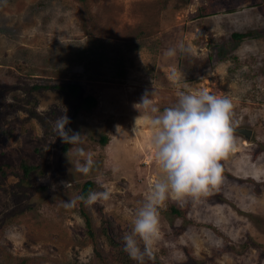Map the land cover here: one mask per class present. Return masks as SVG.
<instances>
[{"label": "rangeland", "instance_id": "374dc122", "mask_svg": "<svg viewBox=\"0 0 264 264\" xmlns=\"http://www.w3.org/2000/svg\"><path fill=\"white\" fill-rule=\"evenodd\" d=\"M201 89L232 100L236 145L209 195L169 199L147 264H264V0H0V264H124L104 229L123 245L159 171L135 105ZM64 114L88 175L54 131ZM86 180L110 199L65 208Z\"/></svg>", "mask_w": 264, "mask_h": 264}, {"label": "clouds", "instance_id": "9594fccd", "mask_svg": "<svg viewBox=\"0 0 264 264\" xmlns=\"http://www.w3.org/2000/svg\"><path fill=\"white\" fill-rule=\"evenodd\" d=\"M175 53L174 48H169L165 55L174 56ZM135 107H143L154 114L150 118L151 144L159 171L122 241L123 251L135 264H147L148 260L154 259V246L163 236L161 211L169 199L199 200L222 182L220 161L235 148L238 121L232 100L208 89L181 91L176 104L163 110L146 93ZM69 123L68 116L61 115L55 122L54 131L62 142L71 145L78 157L83 158L76 161V171L88 175L94 170V153L81 147L83 135L67 128ZM64 186L68 188L70 183L65 182ZM110 196L108 191H90L87 197L77 195L62 204L65 208H71L77 202L92 206L98 201L109 200Z\"/></svg>", "mask_w": 264, "mask_h": 264}, {"label": "trees", "instance_id": "16d2710c", "mask_svg": "<svg viewBox=\"0 0 264 264\" xmlns=\"http://www.w3.org/2000/svg\"><path fill=\"white\" fill-rule=\"evenodd\" d=\"M252 34V32H246V33H235L233 35V38L237 39V40H242L244 37H246L247 35H250ZM236 40V41H237ZM44 87L46 88H50V87H53L51 85H45ZM64 89H67L70 93H72L74 96L77 95L80 91V86L79 85H76L75 83H68L66 85V87H62ZM83 101L88 105V108H92L93 106L97 105V99L95 96H87V97H84ZM101 141L102 143H106L108 141V138L106 136H103L101 137ZM35 167L34 166H30V165H27L26 163H21V170L23 171V173L25 175H29V173L34 169ZM8 169H10L9 166H6L3 167V173H7ZM96 186V183L95 181L93 180H86L82 187H81V191L79 193V195H84L85 197H87L88 193L90 191H93L94 188ZM83 204V203H81ZM177 211V210H175ZM179 212V211H177ZM85 216H86V222H87V225L89 227V230H91V227H92V222H91V219L89 217V215H87L86 213H84ZM104 232L105 234L107 235V239L109 240V244L111 246L110 249H112L113 253L114 254H117L118 256L121 255V258L122 260L124 261V264H131L130 263V260H129V256L127 255V253L124 255V251H123V245L116 242L111 236L110 234L107 232V230L104 229ZM92 233V236H94V233L93 231L91 232ZM123 252V253H122ZM97 253L99 254L100 252L98 251L97 249ZM114 256L111 252H110V256ZM116 257V256H115Z\"/></svg>", "mask_w": 264, "mask_h": 264}, {"label": "water", "instance_id": "95a60500", "mask_svg": "<svg viewBox=\"0 0 264 264\" xmlns=\"http://www.w3.org/2000/svg\"><path fill=\"white\" fill-rule=\"evenodd\" d=\"M243 131H244V129H243ZM244 132L248 133V131H244ZM248 134H249V133H248Z\"/></svg>", "mask_w": 264, "mask_h": 264}]
</instances>
